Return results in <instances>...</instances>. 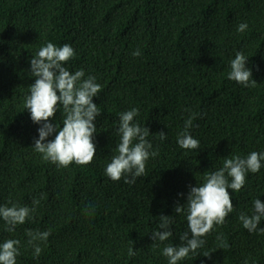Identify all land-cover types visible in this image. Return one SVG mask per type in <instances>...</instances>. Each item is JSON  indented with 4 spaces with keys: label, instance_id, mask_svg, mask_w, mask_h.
<instances>
[{
    "label": "trees",
    "instance_id": "trees-1",
    "mask_svg": "<svg viewBox=\"0 0 264 264\" xmlns=\"http://www.w3.org/2000/svg\"><path fill=\"white\" fill-rule=\"evenodd\" d=\"M240 23L248 25L243 32ZM47 42L70 44L75 55L65 67L101 86L93 97L102 113L94 121L96 155L87 165L59 167L33 146L40 125L24 98L35 82L30 60ZM237 51L255 87L228 78ZM132 108L159 154L135 183L113 181L105 169L117 154L119 114ZM64 117L58 105L50 122L62 127ZM189 117L199 149L177 143ZM252 151L264 153V0H0V206L35 209L12 232L0 218V243L20 241L16 264H168L163 247L179 245L188 231L186 213L175 207L187 202L190 186L225 158ZM261 164L239 192L229 189L234 208L224 223L178 264H264V216L253 232L239 220L254 214L256 199L264 203ZM161 215L172 217L173 235L153 241ZM28 230H50L47 241H36L38 258Z\"/></svg>",
    "mask_w": 264,
    "mask_h": 264
},
{
    "label": "clouds",
    "instance_id": "clouds-1",
    "mask_svg": "<svg viewBox=\"0 0 264 264\" xmlns=\"http://www.w3.org/2000/svg\"><path fill=\"white\" fill-rule=\"evenodd\" d=\"M247 27V23H240L237 31L243 32ZM74 55L70 44L57 47L47 42L42 46L30 60V71L35 82L30 85V94L24 98V107L29 111L31 120L40 125L37 129L39 138L33 144L35 151L42 154L43 159L59 167H68L73 162L87 165L93 161L96 155L94 135L97 133L94 121L102 114L93 103V97L98 96L101 91L96 77L89 75L85 79L83 69L73 73L65 67ZM133 55L139 56L140 51L136 50ZM247 61L245 55L237 51L235 58L230 61L228 78L245 87H255L257 82L252 78V70L246 67ZM58 105L63 106L65 114L62 127L50 122V118L55 117ZM138 115L136 108L119 114L120 142L116 148L117 154L112 156L105 169L106 176L113 181L124 178L125 183H135L136 178L145 173L147 160L159 154L158 151H152L153 145L146 139L150 135L149 128L134 122ZM193 119L194 117H189L185 121L184 130L178 133L177 143L182 149H199V140L193 138L189 132ZM53 133L54 139L48 140ZM157 134L161 140L167 138L163 131ZM261 161H264V153L256 151L244 158H225L222 167L207 174L202 184L190 186L185 203L187 207L185 208V204H177L175 207V213H186L188 231L179 237V245L167 244L163 247L162 255L168 258V264H178L189 253H196L205 243L201 237L208 234L214 225L224 223L234 208L229 189L239 192L246 183V174L258 172L262 167ZM38 203L39 200L33 199V204ZM253 208V215H239L243 227L249 232L257 230L261 217L264 216V203L260 199L253 202ZM34 210L16 204L11 207L4 205L0 206V218L8 225L6 230L12 232ZM158 218V228L153 230L152 239L168 241L173 235L172 217L161 215ZM260 232L264 233V228H260ZM26 235L29 237L28 243L34 248V257L38 258L42 249L36 241H47L50 230H28ZM19 244L20 241L16 239H7L0 243V264H16ZM222 246L227 247L226 244ZM134 254L133 249L129 248V255ZM203 255L210 257L209 252Z\"/></svg>",
    "mask_w": 264,
    "mask_h": 264
}]
</instances>
